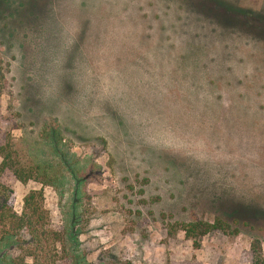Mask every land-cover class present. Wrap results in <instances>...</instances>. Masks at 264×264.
Returning a JSON list of instances; mask_svg holds the SVG:
<instances>
[{"label": "rangeland", "instance_id": "obj_1", "mask_svg": "<svg viewBox=\"0 0 264 264\" xmlns=\"http://www.w3.org/2000/svg\"><path fill=\"white\" fill-rule=\"evenodd\" d=\"M0 76L15 213L42 190L87 263L264 264V0H0Z\"/></svg>", "mask_w": 264, "mask_h": 264}, {"label": "trees", "instance_id": "obj_2", "mask_svg": "<svg viewBox=\"0 0 264 264\" xmlns=\"http://www.w3.org/2000/svg\"><path fill=\"white\" fill-rule=\"evenodd\" d=\"M0 78L3 80V76ZM0 157V245H3L0 264H92L84 262L75 252L76 236L85 233L76 225L77 216L71 214L68 229L65 226L56 228L44 209L42 190L30 191L23 198L22 212H14L11 204L13 193L5 185L3 177L10 171L17 180L26 183L34 179L33 175L38 174L39 168L35 165L27 173L20 172L13 166L12 156L5 154L3 148H0ZM43 177L47 180L41 182L42 185L49 186L51 180L47 176ZM86 225L87 223L82 226V230ZM231 228L230 224L221 220L209 223L194 217L189 222L175 224V229L183 232L185 239L191 241L196 248L200 240L211 233L228 235L237 232ZM174 233L172 234V230L169 232L170 235ZM5 246H8L6 252ZM251 251L254 263L263 264L260 248L255 242L251 244ZM107 258V264H115L110 253Z\"/></svg>", "mask_w": 264, "mask_h": 264}]
</instances>
